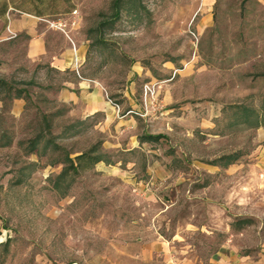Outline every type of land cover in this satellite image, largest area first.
<instances>
[{"label": "rangeland", "instance_id": "1", "mask_svg": "<svg viewBox=\"0 0 264 264\" xmlns=\"http://www.w3.org/2000/svg\"><path fill=\"white\" fill-rule=\"evenodd\" d=\"M81 11L80 75L103 87L116 122L32 102L4 118L0 144L17 143L0 148V264H219L263 249L264 0ZM131 118L124 131L117 121ZM149 133L163 137L130 149Z\"/></svg>", "mask_w": 264, "mask_h": 264}, {"label": "crops", "instance_id": "2", "mask_svg": "<svg viewBox=\"0 0 264 264\" xmlns=\"http://www.w3.org/2000/svg\"><path fill=\"white\" fill-rule=\"evenodd\" d=\"M85 1L88 0H0V129L5 128L4 118L22 119L29 102L47 105L52 110L44 114L58 111L64 119L85 120L101 114L105 126L116 122L115 107L103 87L97 80L80 75L90 43L87 19L81 11ZM73 19L76 25L71 27ZM54 23L64 28L50 26ZM127 97L131 108L136 107L131 91ZM117 122L125 124L123 130L128 131L135 121L131 118ZM257 140L261 145L256 159L264 176V128L258 132ZM139 142L131 141L130 149L134 143L138 147L149 141ZM16 143L13 140L0 144V148ZM149 171L156 172L154 168ZM219 264H264V248L252 255H225Z\"/></svg>", "mask_w": 264, "mask_h": 264}, {"label": "built area", "instance_id": "3", "mask_svg": "<svg viewBox=\"0 0 264 264\" xmlns=\"http://www.w3.org/2000/svg\"><path fill=\"white\" fill-rule=\"evenodd\" d=\"M73 14H75L76 12H72ZM76 25V20L73 19L70 21V26L73 27ZM50 26L54 27V28H58V29H63L64 25L60 24V23H54V24H50ZM143 103L144 105H147L148 101L150 102V99L154 98L156 95V89H155V85L153 84H145L143 87Z\"/></svg>", "mask_w": 264, "mask_h": 264}, {"label": "trees", "instance_id": "4", "mask_svg": "<svg viewBox=\"0 0 264 264\" xmlns=\"http://www.w3.org/2000/svg\"><path fill=\"white\" fill-rule=\"evenodd\" d=\"M3 83V82H2ZM163 136H161V135H146V136H143V138H142V140H145V141H152V142H154V141H158L159 139H161ZM83 156V154L82 155H80V156H78L77 157V159H80L81 157ZM94 163H98V162H100V161H103L100 157H96V158H94ZM62 175L64 174V170L62 171V173H61Z\"/></svg>", "mask_w": 264, "mask_h": 264}]
</instances>
